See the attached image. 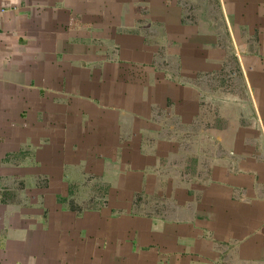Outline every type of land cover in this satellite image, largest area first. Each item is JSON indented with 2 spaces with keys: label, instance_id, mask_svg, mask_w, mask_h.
<instances>
[{
  "label": "crops",
  "instance_id": "crops-1",
  "mask_svg": "<svg viewBox=\"0 0 264 264\" xmlns=\"http://www.w3.org/2000/svg\"><path fill=\"white\" fill-rule=\"evenodd\" d=\"M197 1L0 0V264H264V0Z\"/></svg>",
  "mask_w": 264,
  "mask_h": 264
},
{
  "label": "rangeland",
  "instance_id": "rangeland-1",
  "mask_svg": "<svg viewBox=\"0 0 264 264\" xmlns=\"http://www.w3.org/2000/svg\"><path fill=\"white\" fill-rule=\"evenodd\" d=\"M195 1H196V2H199V1H197V0H194V2H195ZM200 2H201V0H200ZM186 4H187V5H186L185 9H187V10H188V9H189L188 2H187ZM182 5H183V4H182Z\"/></svg>",
  "mask_w": 264,
  "mask_h": 264
}]
</instances>
